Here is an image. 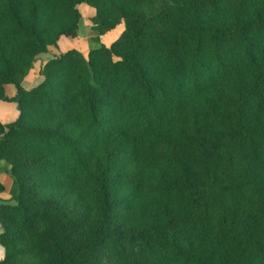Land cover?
<instances>
[{
    "label": "trees",
    "instance_id": "trees-1",
    "mask_svg": "<svg viewBox=\"0 0 264 264\" xmlns=\"http://www.w3.org/2000/svg\"><path fill=\"white\" fill-rule=\"evenodd\" d=\"M0 100V264H264V0H0Z\"/></svg>",
    "mask_w": 264,
    "mask_h": 264
},
{
    "label": "crops",
    "instance_id": "crops-1",
    "mask_svg": "<svg viewBox=\"0 0 264 264\" xmlns=\"http://www.w3.org/2000/svg\"><path fill=\"white\" fill-rule=\"evenodd\" d=\"M82 6H84V5H82ZM92 15L93 14L89 15V17H91ZM88 21L86 19H84V17H83V21L81 23V26H85V31L82 30V32H81V27H80L79 32H78L76 37L71 38V39L60 38L57 46L48 47V52L46 54H42L40 56V58H38L33 63L32 68L29 70L27 75L24 77V79L22 81V85L24 88L29 89V88L33 87L34 85H36L41 80V78L39 77V73H38L40 65H41L42 61H44L50 55L58 54L60 51L67 50L69 48H75V49H78L79 51L84 53L87 51L88 45L91 44V43H89L88 38H97L99 42H101L105 45H109L118 36L119 32L118 33H114V31H102L101 32L95 25H91L92 23H90V22H89L90 26L87 27ZM77 38H79L80 43L75 45V43H76L75 40H77ZM70 41H71V43H70ZM5 91H6V94L8 96H12L15 93L14 87L12 85H9V84L5 86ZM2 103H6L7 104L6 107L9 108V109H2L0 112V121L5 122V121L13 118L15 110H14L13 104L11 102L0 100V107L2 106L1 105ZM0 181L3 182L1 177H0ZM0 197L5 199L2 195V193H0ZM0 248L2 249V251L0 252V257H2L3 256V248L1 246H0Z\"/></svg>",
    "mask_w": 264,
    "mask_h": 264
},
{
    "label": "rangeland",
    "instance_id": "rangeland-1",
    "mask_svg": "<svg viewBox=\"0 0 264 264\" xmlns=\"http://www.w3.org/2000/svg\"><path fill=\"white\" fill-rule=\"evenodd\" d=\"M79 10L82 12V14H83V17H84V19H86L87 21L89 20V15H91V14H94V9L93 8H91V7H89V6H80L79 7ZM91 25H93V24H91ZM88 26H90L89 25V21L87 22V27ZM101 32L102 31H104L103 29H101V27H99V26H96ZM82 30H84L85 31V26H81V32H82ZM120 30H121V27H119V28H117L116 30H113L114 31V33H118V32H120ZM119 34V33H118ZM96 39L97 38H88V40H89V43H91L90 45L92 46L94 43H96L97 41H96ZM75 45H77V44H79L80 43V41H79V38H77V40H75ZM69 43V42H68ZM70 43H71V41H70ZM89 45V46H90ZM88 46V47H89ZM2 106L0 107V112H1V110L2 109H9V108H7L6 107V103H2L1 104ZM14 108V107H13ZM7 166H6V164L4 163V162H2V163H0V168L1 169H5ZM0 177H1V179L3 180V182H4V184L6 185V191H4V192H2V195H3V197L5 198V199H8V197H10V191L9 190H11V188H12V183H11V181L9 180V176L7 175V173L6 172H4V171H0ZM2 251V249L0 248V252ZM3 257V256H2ZM2 257H0V259L2 258Z\"/></svg>",
    "mask_w": 264,
    "mask_h": 264
}]
</instances>
